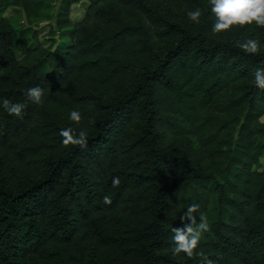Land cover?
<instances>
[{
    "label": "trees",
    "instance_id": "1",
    "mask_svg": "<svg viewBox=\"0 0 264 264\" xmlns=\"http://www.w3.org/2000/svg\"><path fill=\"white\" fill-rule=\"evenodd\" d=\"M211 7L0 0V264H201L173 254L172 229L193 203L211 226L197 252L264 264V90L254 83L264 28L214 34ZM9 8L26 24L3 16ZM196 9L199 24L187 15ZM247 39L259 54L237 46ZM33 87L39 105L25 94ZM3 99L23 104V118ZM67 128L86 131L87 146L63 147Z\"/></svg>",
    "mask_w": 264,
    "mask_h": 264
},
{
    "label": "clouds",
    "instance_id": "2",
    "mask_svg": "<svg viewBox=\"0 0 264 264\" xmlns=\"http://www.w3.org/2000/svg\"><path fill=\"white\" fill-rule=\"evenodd\" d=\"M211 11L215 16V23L212 28L214 34H220L230 31L235 27H245L255 24L260 28H264V0H209ZM188 19L191 22L200 23L202 12L200 9L189 11L187 13ZM245 53L259 54L260 43L256 39H247L237 45ZM255 86L264 90V69H256L254 72ZM26 96L35 104L42 103L44 90L40 87H33L27 90ZM3 108L9 115L23 118L24 105L21 103H11L8 99H3ZM70 119L79 124L81 121V114L73 110L70 113ZM94 123V121H92ZM62 139V146L67 148L69 146H78L81 149L88 144V133L84 130L77 134L73 128L62 129L60 131ZM120 178L114 177L112 180V187L118 188L120 186ZM103 203L111 205L112 200L109 196L103 198ZM199 204H191L187 207L181 219L185 221L183 228H173V240L175 247L173 254L180 256L183 254L188 259H193L198 256L201 264H215V261L210 259L203 251L197 252L199 242L204 235L211 230L207 215L200 212L199 219L196 213L199 212Z\"/></svg>",
    "mask_w": 264,
    "mask_h": 264
},
{
    "label": "rangeland",
    "instance_id": "3",
    "mask_svg": "<svg viewBox=\"0 0 264 264\" xmlns=\"http://www.w3.org/2000/svg\"><path fill=\"white\" fill-rule=\"evenodd\" d=\"M85 3L84 2L78 3L73 6V18L75 20H79L83 16L86 7ZM3 16L8 18L11 17L13 24L17 27L26 24L24 12L20 8H9L3 13ZM37 29L39 30L40 41L43 42L45 45H48L50 42L49 39L47 38V32H48L47 22L38 25ZM262 120L264 121V116L262 117Z\"/></svg>",
    "mask_w": 264,
    "mask_h": 264
}]
</instances>
